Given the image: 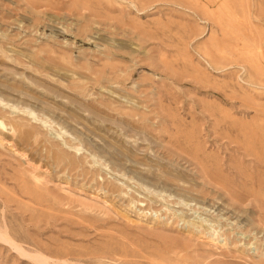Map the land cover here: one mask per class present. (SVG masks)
Wrapping results in <instances>:
<instances>
[{
    "label": "rangeland",
    "instance_id": "obj_1",
    "mask_svg": "<svg viewBox=\"0 0 264 264\" xmlns=\"http://www.w3.org/2000/svg\"><path fill=\"white\" fill-rule=\"evenodd\" d=\"M0 122V264H264V0H0Z\"/></svg>",
    "mask_w": 264,
    "mask_h": 264
},
{
    "label": "bare ground",
    "instance_id": "obj_2",
    "mask_svg": "<svg viewBox=\"0 0 264 264\" xmlns=\"http://www.w3.org/2000/svg\"><path fill=\"white\" fill-rule=\"evenodd\" d=\"M0 128H5V126L3 125V123H1L0 122ZM17 129L19 130V131H21L22 130V127L21 126H17ZM242 149V148H241ZM243 150V149H242ZM248 150V149H247ZM243 152H245V151H243ZM247 153H248V151H246ZM246 154V153H245ZM251 154H246V156H250ZM253 156H255L254 154H253ZM244 157V156H243ZM258 158V157H257ZM246 160V159H245ZM248 161H249V159H247ZM246 160V161H247ZM253 160V159H252ZM250 160L251 162L250 163H252L251 165H250V169L248 170V171H250V172H253V171H255V173H262V174H264V160ZM240 161H242V160H240ZM243 162V161H242ZM245 162V161H244ZM234 164V163H233ZM240 164V163H239ZM248 165V164H247ZM231 166H233V165H231ZM241 166V165H240ZM244 166V165H243ZM243 166H241V168L243 167ZM237 167V166H236ZM233 168V167H232ZM238 168H240L239 167V165H238ZM234 170H236L235 168H234ZM233 170V171H234ZM245 171V173L241 170V171H239V174H238V176L237 177H239V179H240V181H241V183H240V185L238 186V187H233V185H231L232 186V190H233V192L235 193V192H238V194H240L241 192H239V191H242V192H244V191H246V189L248 188V187H251V193H248V191H246L248 194H246V193H244V194H246V195H248L247 197H249V196H251V197H253V198H251L252 200L255 198V200L257 201V202H259V203H262V202H264V201H262V202H260V201H258L257 200V197H263L264 196V183L261 181V180H259L257 177L256 178H253V177H255V176H251L252 174L250 173V172H248V171H246V169L244 170ZM213 175V174H212ZM235 175V174H234ZM214 176V175H213ZM235 176V177H236ZM217 177V176H216ZM232 177V176H231ZM214 178V177H213ZM224 179V178H223ZM223 179H222V181H223ZM235 179V178H234ZM216 181V180H215ZM220 181V180H219ZM219 181H217V183L219 182ZM229 181V180H228ZM230 181H231V178H230ZM238 183V182H237ZM219 184V183H218ZM221 184H223V183H221ZM231 184H233V182L231 181ZM223 186H225V188L227 187H229V185H228V183H226V182H224V184H223ZM230 188V187H229ZM232 190H231V192H232ZM239 190V191H238ZM227 191V190H226ZM229 191V190H228ZM230 194V193H229ZM237 194V193H236ZM235 194V195H236ZM242 195H243V193H241ZM234 195V196H235ZM232 196H233V194H232ZM233 196V197H234ZM238 196V195H237ZM241 197V195H239V199H244V196H243V198H240ZM232 198V197H231ZM237 198V197H236ZM234 200V199H233ZM245 200V199H244ZM244 200L243 201H241V202H244ZM247 200H249V199H247ZM192 201V200H191ZM234 201H236V200H234ZM193 203H195V202H193ZM198 203V202H197ZM199 204H201L202 205V203H199ZM241 204V203H240ZM204 205V204H203ZM197 206V205H196ZM222 207V206H221ZM206 208V207H205ZM213 208H216V207H213ZM212 208V209H213ZM225 208V207H224ZM209 209H210V207H209ZM211 209V210H212ZM261 209V208H260ZM263 209V208H262ZM264 210V209H263ZM224 211V209H221L220 210V212H223ZM227 211V213H228V210H226ZM206 212V211H205ZM208 213H210V211H207ZM215 212H216V210H215ZM218 212V211H217ZM220 212H218V213H220ZM225 212V211H224ZM212 214V212L210 213V215ZM224 214H226V212L224 213ZM232 214V213H231ZM223 215V214H222ZM230 215V214H229ZM228 215V216H229ZM235 215V214H234ZM219 216H220V214H219ZM226 216V215H225ZM231 217V216H230ZM229 217V218H230ZM233 217V216H232ZM231 217V219H233ZM240 217H242V216H235L234 217V219H236V220H240ZM216 218V217H215ZM218 219V218H217ZM228 220V219H227ZM230 220V219H229ZM236 220H235V222H236ZM242 221H244V220H242ZM245 222H246V220H245ZM261 222H263V221H261ZM241 224H242V222H241ZM245 224V223H244ZM264 224V223H263ZM237 225V224H236ZM243 225V224H242ZM256 236V235H255ZM258 236V235H257ZM256 236V237H257ZM0 240L1 241H4V242H9L10 243V239L8 238V236H7V234H6V232H4V234H2V233H0ZM41 262V261H40ZM41 263H43V262H41Z\"/></svg>",
    "mask_w": 264,
    "mask_h": 264
}]
</instances>
